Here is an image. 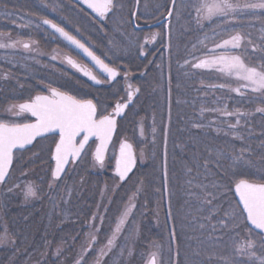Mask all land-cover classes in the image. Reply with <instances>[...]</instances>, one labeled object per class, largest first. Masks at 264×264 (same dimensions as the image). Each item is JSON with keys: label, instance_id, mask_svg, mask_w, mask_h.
Instances as JSON below:
<instances>
[{"label": "snow or ice", "instance_id": "1", "mask_svg": "<svg viewBox=\"0 0 264 264\" xmlns=\"http://www.w3.org/2000/svg\"><path fill=\"white\" fill-rule=\"evenodd\" d=\"M73 4L85 6L95 14L93 19L100 24L97 31H102L106 38V43L102 44L104 51L100 54H97V45L78 38L81 27L74 24L70 16L65 15L60 22H57L56 19L48 18L47 15L33 20L7 9L4 10V15L13 23L19 21L18 27L44 31L53 41H63L69 51L60 56L54 48L50 61L54 62L59 58L65 69L70 68L80 73L96 85L111 84L121 74L119 66H110L105 59L113 61L119 58L121 53L128 54L130 49L136 50L138 57L148 60L144 70L140 72L141 76H146L149 68L153 66L163 75V56L166 52L171 60L174 25H180L181 21L187 22L184 31H190L193 24L201 32L212 24H216L221 32H225L228 31L227 26L234 28L236 21L245 18L254 17L264 20V0H251V2L246 0L243 4H240L239 0H168L164 6L166 15L162 14L163 20L166 21L164 27L167 29V42H164V33L161 32H153L150 36H145L144 41L141 42L137 35L141 28L139 21L141 19L147 21L149 18L141 12V7L145 9L148 7L145 0H135V6L129 10L126 21L118 16V13L123 12L126 7L125 0H73ZM41 6L50 9L54 15L64 11L61 0H41ZM113 17L116 19L113 21L111 30H108L107 22ZM206 21L208 23H205ZM218 34L214 30L212 37ZM3 36L4 34L0 33V49H16L17 45H20L25 53L31 54L21 58L23 63L14 59L7 60L13 67L19 65L24 69L26 76L32 71V63L45 68L49 67L48 64H42L40 59L46 53L39 47H33L38 44L36 40L4 42ZM158 38L161 39L162 51L157 50L152 55L159 54L160 62L149 60V49L146 48V45L154 44ZM208 39L206 35L200 43L204 44ZM242 39V35L237 33L215 44L214 47L206 49L200 56L188 53L183 64H178V68L184 70L190 65L192 69H214L227 77H234L237 81L244 82L239 87L230 89L238 95L245 94L241 90L243 88L250 89L252 93H258L264 97V56L259 57V66H249L239 55H231L228 51L229 49H240ZM249 43H252L250 39ZM192 47L196 48L197 45L193 44ZM256 47L253 45V51ZM259 47L264 50V28L261 31ZM219 49L224 51L217 54ZM185 52H188L187 48ZM81 54L104 74V79L95 74L88 65L79 62L78 57ZM51 67L54 70L56 68L55 64H51ZM65 69H60L62 75H67ZM123 77L127 99L124 102H117L112 111L108 112L101 108L98 101L82 99L70 91L62 90L64 86L61 84L54 86L52 80L33 76L38 79L40 85L44 86L46 93L44 91H37L35 95L29 93L23 102L11 103L4 109L11 119L0 118V185L6 182L10 167L14 163V150L27 151L29 149L26 146L32 145L38 137L47 139L49 135L54 144V147L48 148L50 161L54 162V166L52 163L49 164L51 171V180L48 184L49 193H55L60 187V182L64 181L70 172L69 166L74 168L87 158L90 151L89 140L92 137L98 141L95 149L91 151L93 163L103 169L105 153L117 128V117L125 114V109L135 102L134 97L141 91L139 87L133 86L130 82L129 71H123ZM10 78L9 73L0 74V80L6 81ZM171 81V66H169V114L168 123L163 126V134L165 138L164 194L168 197V219L173 226L169 234V252L172 253L170 264H180L178 236L175 231L177 216L172 211L174 197L179 202L178 211L184 222V228L194 233L188 239L197 242L192 255L188 258V264H264V171L260 169L257 172L251 171L257 165L264 166V140L259 145L261 154L253 161L252 157L256 155V152L250 144L245 142V136L239 131L240 128L247 126V117L252 114L241 111L239 108L230 111L227 105L223 107L202 105L198 116L189 118L185 128L178 129L179 132H187V140L180 141L175 146L179 148L182 157L187 158H182V179L178 181L177 190L173 191L168 186L166 151L172 123ZM227 86L221 83L213 87L223 89ZM23 87L24 85L20 84V88ZM32 90L35 91V89ZM175 103L181 104L187 101H181L177 97ZM260 103L264 105V100ZM255 112L264 114V106L257 107ZM205 113H218L219 116L205 123ZM219 117L224 119L221 120ZM20 118L29 122H17ZM229 118H234L235 122H231ZM177 119H182V117L178 116ZM205 128L215 132L217 136L221 134L225 137L230 136L233 142L240 141V147L237 148L233 143L231 150L227 152L213 149L210 146L202 147V142L198 137L208 135L204 131ZM139 129L143 137L145 132L143 122L140 123ZM248 131L251 134L250 128ZM152 134L154 137L157 135L156 127L152 128ZM261 135L264 136V133ZM35 155L38 156V154ZM136 165L137 156L133 144L127 140H121L119 151L115 154V176L120 182L126 183L131 178L129 174L133 173ZM247 176L254 178L231 179ZM123 183L112 188L113 195L111 196L108 195L107 188L101 189V199L96 204V211L91 214L85 224V228L88 229L83 232L86 244L81 247L75 264H88V256L92 252H95L93 264H107L105 258L114 254L117 249L121 259L124 258L125 252L129 258L134 255V249L129 246L128 242L133 236V231L137 236L139 234V227L136 226V210L143 182L135 186L126 202L123 198L121 199L122 207H117L116 213L113 214L115 216L113 227L112 218L108 216V213L114 202V194L123 186ZM14 187H19V185ZM12 190L10 188L8 191ZM63 191L65 195L60 196L59 202L53 195H48L52 203L53 214L59 215L62 222L66 218L64 206L70 202L74 187L65 183ZM233 192L238 197L235 208L232 207V201L228 200L229 194ZM23 195L25 200H35L42 198L45 193L32 182H28ZM97 220L100 221L99 224L96 223ZM105 220L109 222L110 235L107 236L106 243L97 249L96 244L99 243L98 237L101 235ZM79 235L80 233H77V236H73V241ZM9 237L10 233L5 228L0 233V246L7 245L10 242ZM121 239L123 244L119 242ZM11 244L14 246V239L11 240ZM172 245H176L174 253ZM156 247L160 246L156 245ZM202 249L217 251H210L205 259H198ZM57 252L59 254V249ZM145 264H162L159 253L157 251L149 253Z\"/></svg>", "mask_w": 264, "mask_h": 264}, {"label": "rangeland", "instance_id": "2", "mask_svg": "<svg viewBox=\"0 0 264 264\" xmlns=\"http://www.w3.org/2000/svg\"><path fill=\"white\" fill-rule=\"evenodd\" d=\"M5 1H8L10 6ZM146 1L147 0H145V2ZM150 1L152 2V0ZM61 2L64 11L59 14L62 17L65 15L74 17L73 13H70V10H66L65 8L72 3L68 0H61ZM245 2L246 0H239L240 4ZM248 2H251V0H248ZM125 3L126 7L123 12L118 13V16L123 17L126 21L129 10L133 8V3L129 2V0H125ZM167 3L168 2H166V4ZM148 5L150 6V4ZM33 6L34 4L31 0H0V33L4 34V42L36 40L38 44L33 45V47H40V40L45 34L44 31L18 27L17 24L19 21H17V23H13L12 20L7 19L4 15V10L7 9L15 11L18 15L26 17H30L34 10L38 11L37 17L31 18L33 20H37L39 16L44 15H47L48 17L55 16L51 13L50 9H45L41 6V0L40 9L39 7L36 8ZM141 12L149 18L151 17V12L148 11V9L146 12V9L142 7ZM164 12L165 11L163 10L155 12V17H158L157 14H164ZM252 18L254 17L245 18V20L251 22L253 21ZM115 19L116 18L113 17V19H110L107 22L108 30H111ZM84 21V28H86V23H88L87 19ZM139 22H145V19H141ZM7 24L9 27H5ZM247 27L249 28L250 26L247 24ZM262 28H264V26L258 25L256 27V31L260 35ZM129 31H131V29H129ZM88 32L89 34H86ZM88 32L86 29H82L79 36L82 38L86 36L87 41L97 45L93 39V37L97 39L96 32L93 33L90 27H88ZM90 33H93V37L90 36ZM188 33L189 32L187 31L184 33L185 40H182V52L180 53L181 61H179L178 64H183V60L188 56V53H194L196 56H200L206 51V49L212 48L215 44L221 43L223 40L229 39L232 35L240 32L230 28L228 31L219 33L214 38L211 35L208 43H206V48L203 49L204 51H202V53H196V49L192 47L194 44L193 41H188L190 37H186ZM240 34L242 35V32ZM137 35L139 36L141 42H143L145 36H147L144 31H138ZM242 37L245 38V35L243 34ZM174 38L175 37L173 36V39ZM164 39L165 42H167V36L164 37ZM205 42H207V40ZM104 43H106L105 37ZM172 44H174V41H172ZM174 47L176 46H173V48ZM185 48L188 49V52H185ZM96 49L100 53L104 51L103 47H98ZM223 51V49H219L217 50V54H220ZM228 51L231 55H239L246 63L244 56L241 55L239 51L235 49H229ZM25 55L31 54L25 53L20 45H17L16 49H0V72L1 74L4 73V69L12 71L16 70L18 72V75L20 76L19 81L24 84L23 93L20 95L23 96V98L26 99L29 93L34 95L37 91H46L44 86L38 83L37 78L52 80L54 82V86H56V84H61L64 86L62 90L70 91L72 94H76L80 98H84L87 95L86 92L81 89L83 84L79 79L76 80L75 78L76 81H74V84L71 83L73 81H70V83L67 81L70 77L69 71H66L67 75H63L65 80H62V74L59 75L57 73L56 75H53V73H50L44 67L32 63V71L28 72L26 76L24 69L19 67V65L13 67L12 64L7 62L8 59H14L23 63L24 61L21 58ZM48 57L49 55L46 54L45 56L40 57V59L42 61L44 58L48 59ZM143 59L144 57H138L137 52L134 49H130L128 54L121 53L119 58H116L113 61L105 59L116 66H119L122 71H129L130 75L134 78L136 77L134 84L139 87L141 91L134 99L135 102L126 109L124 116L118 120L116 135L107 150L103 169L95 166L92 160L91 151L94 150L96 146V140H94L89 143L90 151L88 152L87 158L82 160L74 168L73 166H69L70 172L68 176L65 177L64 181L60 182V187L55 193H49L48 189V184L51 180L49 164L52 163V165H54V162L50 161V154L48 153V148L50 146L47 147L45 142L38 143V145L35 144L32 149L26 151V154L29 156L33 153L36 154L37 152L38 156L35 157L36 159L38 158V160L48 158V161H46L43 165V172L36 170L32 173L20 175L19 166H17L11 173L9 172L6 182L0 187V227L3 230L6 227L14 228L18 226V223L22 224V222L30 220L33 217L34 219L37 217V220H39V217L41 218V216H43L41 234H44L50 238V240L46 241L47 238L43 237V243L45 242V245H49L48 247L44 246L43 250H39L37 248L35 250H25L21 247L27 245L30 248H34L33 246L37 245L38 241H32L29 239L30 234H24V237L22 236L23 240L19 243H16L15 241L14 246L17 247L12 249L14 246L11 244V240H15V238L9 231L10 228H6L10 233V242L7 245L0 246V250L2 249L4 254V256H1L0 259L2 264H5L7 260H15L16 264H75V261L81 251V247L86 244L83 232L88 231V229L85 228V224L90 219L91 214L96 211V204L101 199V189L107 188L108 195L111 196L113 195L111 191L112 188L123 183L119 181L118 177H116L114 173H112L118 143L123 138L132 142L137 156V165L134 168L133 173H130L131 178L126 183H123V186L115 192L114 202L111 204V211L108 213V216L112 218L114 227L115 216L113 214L116 213L117 207H122L121 199L123 198L126 202L128 195H130L132 191H134L135 186L142 181V191L137 200L138 208L136 210V226L139 227V234L137 236L135 231H133V236L128 242L129 246L134 249V255L132 257L129 258L125 252L124 258L121 259L119 256V250L117 249L114 254H110V256L105 259L107 260V264H145L149 253L157 251L162 264H170L172 253L169 252V234L172 231L173 226L171 221L168 219V197L164 194L165 138L163 134V126L168 123L169 114V66L166 67L163 65V75L159 69L151 67L152 69L149 68L146 76H141L140 72L144 70V66L147 64V61ZM175 69L173 72V67L171 66V126L176 124V116L173 114L175 109L180 111L181 117L185 111L189 112L190 110H199L202 105L207 107H223L226 104V101H231L234 108L238 106L240 107V103H250L252 107L256 102L252 99V96L256 93H252L250 89L243 88L241 89L245 93L243 96L238 95L235 91H231L229 89V94L226 96L227 99H210V102H208L204 99L209 97V95H207V91L209 90L208 88H210V84H220V82H216L214 80L217 77H220L225 84L229 86L231 85L233 88L239 87L244 82L237 81L234 77H227L214 69H192L190 65L184 70L179 69L177 65ZM189 71L191 72V75L189 74ZM33 76L37 78H33ZM211 78L213 80H211ZM200 81L203 83L205 82V86L202 88H200L198 84ZM75 85L77 87H75ZM32 89H35V91ZM219 90L223 91L221 89ZM177 97H179L181 101H187V103L176 104L175 101ZM126 99V92L123 88H116L114 93L106 92L104 98L102 99L96 98V100L100 103L101 108L106 110H109L115 101H124ZM19 102L20 101L17 100L15 103ZM11 103L12 102L7 103L2 107L3 109L0 111V118L5 120L11 119V117L4 112V109ZM184 118L189 119L195 117L192 115H183L182 119ZM206 120H204L205 123L211 119ZM17 122H25V120L20 118ZM141 122H143L145 129L143 137L141 136L139 129ZM153 127L157 128V135L155 137L152 134ZM207 132L211 131L208 129ZM171 134L169 133L166 148L167 178L169 188L176 191L178 181L182 179V158H180L181 153L179 148L175 145L178 142L186 141L187 139L184 132H180L179 138H176L174 134ZM53 146L54 144L51 145V147ZM35 157L33 156L32 158L35 160ZM21 160H24V157H22ZM32 163L27 164L31 165ZM239 178L244 177H232L231 179L235 180ZM28 182H32L35 186L42 189L45 195L39 199L25 200L23 192L25 185ZM65 183L69 186H73L74 191L70 202L64 206L66 218L62 222L59 215L53 214L52 203L48 199V195H53L57 202H59L60 196L65 195L63 191ZM15 185H19V187H14ZM10 188L13 189L11 192L8 191ZM228 200L232 201V207L235 208L236 201L233 193L229 194ZM16 201L19 202V208H16ZM105 203H107V200H105ZM178 209L179 202L174 197L172 200V211L173 214L177 216L175 231L177 233L179 243V260L180 264H188V258L192 255L193 248L196 247L197 242L195 240L188 239V237L194 235V233L190 229L184 228V222L181 219V214ZM101 211H103V209H101ZM12 220L15 221L10 223L9 221ZM96 223L99 224L100 221L97 220ZM20 228L24 229L23 227ZM82 229L83 231H81ZM51 230H54L55 232V234L53 233L52 238L49 234V231ZM77 233H80V235L75 241H73L72 237L77 236ZM108 235H110L109 222L108 220H105L101 230V235L98 237L99 243L96 244L97 249L106 242ZM25 240L28 241L23 242ZM119 242L123 244L122 239ZM156 245H159L160 247L157 248ZM58 249L59 254L57 252ZM175 250L176 245H172V252L174 253ZM210 251L217 250L209 249L208 251H205L202 249L201 255L198 259H205ZM46 252L50 253L46 254ZM15 254H17V256H15ZM41 257H45V259H47L46 261H43L45 263H40ZM94 260L95 252H92L88 256V264H93Z\"/></svg>", "mask_w": 264, "mask_h": 264}, {"label": "trees", "instance_id": "3", "mask_svg": "<svg viewBox=\"0 0 264 264\" xmlns=\"http://www.w3.org/2000/svg\"><path fill=\"white\" fill-rule=\"evenodd\" d=\"M166 2H168V0H152V2L150 0H147L146 1L147 5L153 4V8H150L149 5L147 8L148 11L151 12V17L156 16V14H154V13L157 12V11H155V10H157V8H159V11L160 10L165 11L164 6L166 5ZM131 3H133V0H131ZM147 9H146V12H147ZM252 20L253 21H251V22L246 21L245 19L240 20V21H236V27H234V28L231 26H227V27H228V29L233 28L235 31H238L240 33L242 32V35L243 34L245 35V38H243L241 41V48L235 49V50L239 51L241 53V55L244 56L245 61L248 65L259 66V64H260L259 57L264 56V50H261L259 47V41H260L261 35L259 33H257L256 27L258 25L264 26V21L258 20L255 18H252ZM205 23H208V22L206 21ZM247 24L250 26L249 28L247 27ZM7 26H8V24L5 25V27H7ZM179 26H180L179 28H181V29L178 28V25H174V29H173V36L175 37L173 39V41H174L173 46H176V47L173 48V54H172L171 60H169L167 62L168 63L167 65L163 61L164 66H166V67L172 66L173 67V70H172L173 72L176 70L175 67L178 65L179 61H181L180 60V56H181L180 53L182 52L181 44H182V40L183 41L185 40L184 29L187 27V22L181 21V24ZM214 30L218 33H221L220 28L217 27L216 24H212L210 27L205 28L202 32L198 31L197 26L195 24H193L192 29L190 31H187L189 33H188V35H186V37L187 38L190 37L188 39V41H193V43L197 45V47L195 48L196 53H202V51H204L203 49L206 48L205 46L207 45L206 43H208L209 39L204 44H201L200 41L204 40V37L206 35L210 38V36L212 35ZM177 37H179V39H177ZM249 39L252 41V43H249ZM215 40H217V39H215ZM253 45L257 46L255 51H253ZM146 47H149V45H146ZM178 52L180 55L178 54ZM4 73H9L11 78L6 80V81L0 80V111H2V109H3L2 107L7 103H10V102L15 103L17 100L23 101L25 99V98H23V96H20L23 93L24 87L20 88V84H22V82L19 81L20 76L18 75V72L16 70L12 71V70H8V69H4ZM190 73L191 72L189 71V74ZM0 74H1V72H0ZM199 75H200V73H199ZM211 80H213V79L211 78ZM214 80L216 82H220V84L224 83L220 77H217ZM204 83L200 81L198 83L199 87L200 88L204 87L205 86ZM212 84H210V86H209L210 88H208L209 90L207 91V95H209V97H207L206 99L203 98L204 100H206L208 102H210V99H218V100L221 98L227 99L226 96L229 94V89L233 88V86L228 85L227 87L221 89L219 87H213L214 85H219V84H217V83L213 84V85ZM219 89H221L223 91H220ZM252 99L256 101V102L254 101L255 104H253L254 106H252V107H251L250 103L249 104H242L239 102L241 104V106L233 108L231 101H228V102L226 101L225 105L228 106L230 111L234 110L236 108H239L241 111L248 112V113L252 114V115L247 117V120H248L247 126L240 128L239 131L245 136V142L247 144H250L251 147L253 148V150L256 152V155H254L252 157L253 161H255L257 156L261 154L260 149H259L260 142L262 140H264V136L261 135V133H264V114L256 113L255 109L257 107L264 106L260 103L261 100H264V97H261L258 93H256L252 96ZM173 114L176 116V118H175L176 124L171 126L169 133L170 134L172 133L176 136V138H179L180 132L178 131V129L185 128L188 118L187 119L186 118L177 119V117L180 116L181 114H180V111H178L176 109L174 110ZM198 114H199V110H194V111L190 110L189 112L185 111V113L182 114V116L183 115H192L194 117H197ZM218 116H219L218 113H205L204 120L212 119V118L218 117ZM219 119L222 120L224 118L219 117ZM229 119L231 120V122H233V123L235 122L234 118H229ZM180 122H182V123H180ZM242 123H243V121H242ZM249 128L251 129V134H249V131H248ZM204 131L206 133H208V135L207 136L201 135L200 137H198V139H200L202 144H203V145H201L202 147L203 146H210L213 149H221V150L227 152V151L231 150L233 143L235 144V146L237 148H239L241 145L240 141L233 142L231 140L230 136L225 137L222 134L220 136H217L216 133L213 131L207 132L208 129H204ZM184 133H185V137L187 139V132L185 131ZM174 135H173V137H174ZM42 142H45L47 147L53 145L51 135H49V138H47V139H43V138L38 139L28 149L30 150L34 147L35 144L38 145V143H42ZM25 154H26V151L16 152L14 154V163L11 167L10 173L14 169H16L17 166H19V172L21 173L20 175H23L25 173L26 174L32 173L33 171H36V170H39L41 172L44 171L43 165L46 161H48V158L38 160V158L36 159L37 155H35L34 153L30 156L28 154H26V156H25ZM36 154H37V152H36ZM33 156L34 157L36 156L35 160H34V158H32ZM22 157H24V160H21ZM180 158L186 159L187 157L186 156L182 157V155H180ZM27 163H32V164L28 165ZM258 169H260L261 171L262 170L264 171V166L257 165L256 167L252 168L251 171L257 172ZM92 177H94V176H92ZM181 178H182V176H181ZM244 178L253 179L254 177L247 176ZM3 185L4 184L0 185V187ZM16 208H19V202H17V201H16ZM13 221H15V220H12L9 222L12 223ZM42 225H43V216H41V218L39 217V220H37V217L35 219L33 217L30 220L22 222V224L18 223L17 227H14V228L6 227V228H10L9 231L14 236L16 243H19L23 240L22 236L24 234H30L29 239L32 241H35V240L38 241L37 245L33 246L34 248H30L26 245V246H22L21 247L22 249H25V250L34 249L35 250L37 248L39 250H43L44 246L45 247L49 246L47 243H46L47 245L44 244L45 242L43 243V241H44L43 237L47 238L46 241L50 240V238H48L44 234H41ZM20 227H23L24 229H21ZM2 231H4V230L0 227V233ZM53 233L55 234L54 230L49 231L51 238L53 237ZM27 241L28 240H25L23 242H27ZM16 247L17 246H14V247H12V249L16 248ZM49 253L46 252V254H49ZM1 256H4L2 249L0 250V259H1ZM15 256H17V254H15ZM46 260L47 259H45V257H41V262L40 261L39 262L45 263L43 261H46ZM33 263H35V262H33ZM0 264H2L1 260H0ZM5 264H16V262H15V260L14 261L7 260V262Z\"/></svg>", "mask_w": 264, "mask_h": 264}, {"label": "flooded vegetation", "instance_id": "4", "mask_svg": "<svg viewBox=\"0 0 264 264\" xmlns=\"http://www.w3.org/2000/svg\"><path fill=\"white\" fill-rule=\"evenodd\" d=\"M31 1L34 4L33 7H36V8L39 7V9L41 8L40 7V0H31ZM68 1L70 3H72V4L69 5V6H66L65 8H66V10H70V13H73V15H74V17H72L73 22L75 24H78L81 27V31H82V29L83 30L86 29V31L88 32V27H90L93 33L96 32L97 39H95L93 37V33H90V36L93 37V39L95 40V43L97 44L98 47H102V44L104 43V34H103L102 31L101 32H98L97 31V29L100 28V24H98V23H96L94 21L93 18L95 17V14L92 13L90 10H88L85 6H82V5H79V4H75L74 5L73 4V0H68ZM5 2L9 5L8 1H5ZM150 8H153V4L150 5ZM37 12L38 11H35L34 10V12L31 14L30 18H33V17L36 18L37 15H33V14H37ZM85 13H87V15H85ZM163 15H166V11L164 12ZM157 16L158 17H150L147 21H145V22H139V23H140V25H143V24H151V23L157 22V21H159L160 19L163 18L162 15H157ZM48 18H54V19L57 20V22H60L61 19H62V16L58 13V14H55V16H52V17L50 16ZM86 19H87V22L88 23H86L87 24V27L84 28V24H85V21L84 20H86ZM96 19H98V18H96ZM164 25H165V22L160 23V24L155 25V26H152V27H149V28H146L145 30H139V31H144L147 34V36H150L151 33H153V32H161L162 33V31H163L164 37H166L167 36V29L164 27ZM179 27L180 26L178 25V28ZM179 29H181V28H179ZM86 34H89V32L86 33ZM78 38H82V37L78 36ZM82 40H86V36L84 38H82ZM164 42H165V39H164ZM54 48L57 49V51H58V53H59L60 56H62L64 52H68L69 51V48H67L65 46V44H64L63 41H60V40L53 41L52 38L50 36H47L46 33H45L43 35V37H41L39 49L41 51L45 52L47 55H49V57H48V59H45L44 58L42 60V64H48L49 67H47V68L44 67V68L46 70H48L50 73H53V75H56L57 73L60 75L61 74L60 69H65V66L60 63V59L59 58L57 59V61H54V62L50 61V55L52 54V50ZM146 48L149 49L148 59L149 60H155L157 62H160V59H161L160 55L157 54V55L153 56L152 53L153 52H157V50H161L162 51V48H161V39L158 38L157 41L154 44H151V45H149V47H146ZM96 51H97V54H100V52H98L97 49H96ZM178 54H179V52H178ZM73 55H75L74 52H73ZM78 59H79V62L88 65V67L91 68L92 71L95 74H97L101 79H104L105 78L104 77V74H102L100 72V70H98L97 68H95L91 64V62L86 57H84L82 54L78 57ZM143 60H146V59L144 58ZM146 61L148 62V60H146ZM163 61L165 62L166 65L168 64L167 62L169 61V56H168V54L166 52L164 53ZM105 62L106 63H110V66H116L115 64H113V63H111V62H109L107 60H105ZM51 64H55V66H56L55 70L51 67ZM38 66H41V65H38ZM65 70L70 72V77L67 80L69 83H70V81H73L71 83L74 84V81H76V80L79 79L81 81V83L83 84V86H81V89L84 90L87 95L84 98H82V99H93L94 102H96L97 101L96 98L97 99L104 98L106 92L107 93H109V92H113L114 93V91H115L116 88H118V89L119 88H123L124 90L126 88V84H125L124 77H123V71L120 68H119V70H120L121 74L114 81H112L111 84L104 83V84H99V85L94 84L88 78L82 76L78 72H74V70H72L70 68H66ZM75 78H76V80H75ZM135 79H136V77L134 78L132 75H130V82L133 84V86H136L134 84V80ZM62 80H65L64 77H63V75H62ZM75 87H77V86L75 85ZM44 92L46 93L45 90H44ZM136 97H134V99ZM116 102H118V101H115L113 103V105L111 106V108L109 110H107L108 112H111V110L114 107V105H115Z\"/></svg>", "mask_w": 264, "mask_h": 264}, {"label": "water", "instance_id": "5", "mask_svg": "<svg viewBox=\"0 0 264 264\" xmlns=\"http://www.w3.org/2000/svg\"><path fill=\"white\" fill-rule=\"evenodd\" d=\"M134 6H135V0H134ZM88 10H90V9H88ZM90 11H91V10H90ZM163 22L166 23V21H164L163 18H162V19H160L159 21L154 22V23H151V24H143V25H141V28H140V29H146V28H149V27H152V26L158 25V24L163 23ZM140 29H139V30H140ZM87 59H88V58H87ZM98 70H99V69H98ZM86 78H87V77H86ZM124 101H125V100H124ZM124 101H122V102H124ZM116 103H117V102H116ZM116 103H115V104H116ZM131 105H132V104H131ZM131 105H129V106H131ZM114 106H115V105H114ZM125 110H126V109H125ZM111 111H112V110H111ZM122 117H123V115H122L121 117H117V120L120 119V118H122ZM27 122H29V121H27ZM115 132H116V130H115ZM115 132L113 133L112 141H113V139H114ZM39 138H40V137H38L37 139H39ZM37 139H36V140H37ZM92 140H95V138H94V137L90 138L89 142L92 141ZM121 140H127L129 143L132 144V142L129 141L128 139H126V138H123V139H121ZM121 140H120V142H121ZM112 141L110 142L109 146L111 145ZM120 142H119V144H118L117 152L119 151V145H120ZM33 143H34V141H33ZM97 143H98V141H97ZM29 146H31V145L26 146V148H28ZM108 148H109V147H108ZM133 149H134V147H133ZM17 151H23V150H14V153L17 152ZM117 152H116V153H117ZM134 152H135V150H134ZM106 153H107V152H106ZM106 153H105V156H106ZM53 166H54V165H53ZM11 167H12V166H11ZM11 167H10V169H11ZM133 170H134V169H133ZM113 173L115 174V164H114ZM129 175H130V174H129ZM233 194H234V192H233ZM234 196H235V194H234ZM235 199H236V201H238V197L235 196Z\"/></svg>", "mask_w": 264, "mask_h": 264}]
</instances>
